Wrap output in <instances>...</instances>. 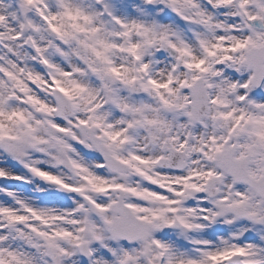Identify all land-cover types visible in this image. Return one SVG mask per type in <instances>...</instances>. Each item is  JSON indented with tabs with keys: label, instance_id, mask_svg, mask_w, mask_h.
Returning <instances> with one entry per match:
<instances>
[{
	"label": "snow or ice",
	"instance_id": "obj_1",
	"mask_svg": "<svg viewBox=\"0 0 264 264\" xmlns=\"http://www.w3.org/2000/svg\"><path fill=\"white\" fill-rule=\"evenodd\" d=\"M0 264H264V0H0Z\"/></svg>",
	"mask_w": 264,
	"mask_h": 264
},
{
	"label": "rangeland",
	"instance_id": "obj_2",
	"mask_svg": "<svg viewBox=\"0 0 264 264\" xmlns=\"http://www.w3.org/2000/svg\"><path fill=\"white\" fill-rule=\"evenodd\" d=\"M4 183H7V182H5V181H3V180H0V184H4Z\"/></svg>",
	"mask_w": 264,
	"mask_h": 264
}]
</instances>
